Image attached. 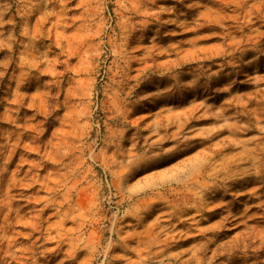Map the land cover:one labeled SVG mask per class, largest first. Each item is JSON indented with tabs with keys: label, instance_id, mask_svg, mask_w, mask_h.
Listing matches in <instances>:
<instances>
[{
	"label": "rangeland",
	"instance_id": "obj_1",
	"mask_svg": "<svg viewBox=\"0 0 264 264\" xmlns=\"http://www.w3.org/2000/svg\"><path fill=\"white\" fill-rule=\"evenodd\" d=\"M0 264H264V0H0Z\"/></svg>",
	"mask_w": 264,
	"mask_h": 264
}]
</instances>
